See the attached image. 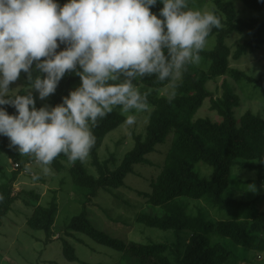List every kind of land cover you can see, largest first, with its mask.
Segmentation results:
<instances>
[{
	"label": "trees",
	"instance_id": "trees-1",
	"mask_svg": "<svg viewBox=\"0 0 264 264\" xmlns=\"http://www.w3.org/2000/svg\"><path fill=\"white\" fill-rule=\"evenodd\" d=\"M199 1L203 0H197L198 7L202 4ZM233 1L237 0H213V11L222 17L223 27L213 30L212 45L201 53L199 64L188 67L173 89V98L169 99V95L156 97L168 88L166 84L151 79L143 82L144 88L154 96L151 100L148 98L153 112L149 115L146 132L135 137L134 147L121 161L114 156L105 161L99 157L106 136L124 124L125 115L116 109L93 128L96 143L88 158L95 175L88 170L85 161L63 166L64 156L60 155L52 162L59 171L69 172L75 190L82 197L80 213L67 221L66 231L84 235L119 252L120 264H241L246 261L241 253H264V211L259 206L260 200H264V118L252 111L237 116L241 97L228 81L262 85L244 71L232 68L230 62L256 53L264 44V0H239L262 18L239 16ZM57 2L62 6L67 0ZM160 8L162 5L157 4L151 10L156 13ZM236 36L242 39L232 45L230 40ZM218 78L224 79L221 96L214 95L207 87L208 82ZM20 79L26 87L24 73ZM79 84V77L67 74L51 96L49 105L61 103V98ZM207 101L210 112L218 120L210 115L197 117ZM5 107L10 115L15 114L13 107ZM168 141L170 144L160 164V173L152 181L151 191L144 195L147 204L158 212L141 213L136 220L149 228L173 232L175 242H127L96 228L91 222L88 204L100 192L123 187L134 167L149 163L147 156ZM4 154L25 167L21 155L10 147L8 138L0 136V155ZM236 167L257 172L256 181H247L257 187V199H238L236 194L242 192L240 182L236 187L231 184ZM18 174L13 173L11 181L5 174L1 177L0 193L4 200L0 202V229L17 200H24L26 205L31 202L21 194L13 195L12 183ZM29 194L39 199L34 191ZM184 199H203L213 209L229 211L230 216L217 222L206 221L200 215L192 217ZM57 216L58 205L54 198L48 206L36 205L27 224L31 229L43 232L49 243L53 241ZM61 242L64 257L69 262L78 261L74 247L65 238Z\"/></svg>",
	"mask_w": 264,
	"mask_h": 264
},
{
	"label": "clouds",
	"instance_id": "clouds-1",
	"mask_svg": "<svg viewBox=\"0 0 264 264\" xmlns=\"http://www.w3.org/2000/svg\"><path fill=\"white\" fill-rule=\"evenodd\" d=\"M222 27L197 0H0V136L40 166L26 169L33 181L51 175L60 155L69 166L84 162L100 120L119 109L135 125L150 108L143 82L175 88ZM21 73L27 86L12 89ZM70 73L79 86L37 108Z\"/></svg>",
	"mask_w": 264,
	"mask_h": 264
},
{
	"label": "rangeland",
	"instance_id": "rangeland-1",
	"mask_svg": "<svg viewBox=\"0 0 264 264\" xmlns=\"http://www.w3.org/2000/svg\"><path fill=\"white\" fill-rule=\"evenodd\" d=\"M233 2L239 16L262 18L258 16L257 12L247 9L239 0ZM199 3H202L199 7L206 10L213 11L214 9L213 0H203ZM241 39V37L236 36L230 42L235 45ZM212 43L210 42L207 47L211 46ZM230 63L232 68L244 71L255 81L262 83L261 86L248 82L237 84L233 79L228 78L242 101L240 108L236 109L237 116L252 111L264 118V44L256 53L244 56L240 60L231 59ZM223 80V78H218L215 81L208 82V89L214 95L221 96ZM18 86L24 87L20 78L10 87L15 89ZM173 89L168 87L161 93L159 92L156 97L170 96ZM51 96L44 101L37 99L36 107L49 105ZM148 98L151 100L154 96L150 93ZM151 112H153L152 105H150L148 111L137 115L135 125L127 126L123 124L118 129L110 132L99 150L100 160L105 161L114 156L121 161L124 155L134 147L135 137L146 132ZM208 115L218 120L215 114L210 112V105L207 101L197 117ZM169 141L166 145L158 146L154 153L152 152L147 156L149 163L135 166L134 171L125 179L123 187L113 189L111 192H100L98 197L88 204L91 222L96 228L114 238L127 242L142 244H149L150 242L172 244L175 242L176 236L173 232L149 228L136 220L141 213L154 214L158 212L147 204V198L144 195L151 191V183L160 173V164L163 162L164 153L169 147ZM28 159L30 161L25 162ZM21 160L25 163H23L25 167H22L20 163H17L8 155H0V182L3 174L7 175L8 181H11L13 173L18 172L16 180L12 183L13 195L21 194L25 199L31 201L26 205L24 200H17L12 211L3 221V226L0 229V264H120L118 262L119 252L102 246L84 235L66 231L67 221L78 215L82 206L81 193L75 190L76 186L73 184L69 172L59 171L52 163L50 165L53 169L51 175H41L39 181H33L31 173L26 169H31L33 173H39L40 166L36 164L33 158L26 155H21ZM89 163L90 159L87 158L85 164L91 174L95 175V171ZM61 165L69 166L66 157L61 160ZM233 173L232 186L236 187L239 181L242 189L241 193L236 194L238 199L244 201L257 199V187L247 182L256 181L258 179L257 172L236 167ZM30 191H34L36 195H39V199L30 196ZM54 198L58 205V216L53 227V241L48 243L43 232L33 230L28 226L27 218L32 214L36 205L48 206ZM184 200H187V212L192 217L200 215L206 221L217 222L230 216L229 211L218 208L213 209L203 199ZM259 206L264 211L263 199L260 200ZM183 237L188 240L186 235ZM62 238H65L74 247L78 261L69 262L64 257ZM235 251L237 252V250ZM241 254L246 259L241 264H264V253L250 251L248 254Z\"/></svg>",
	"mask_w": 264,
	"mask_h": 264
}]
</instances>
